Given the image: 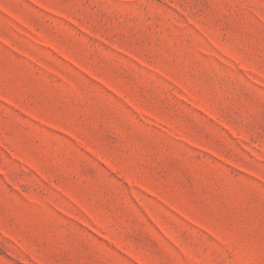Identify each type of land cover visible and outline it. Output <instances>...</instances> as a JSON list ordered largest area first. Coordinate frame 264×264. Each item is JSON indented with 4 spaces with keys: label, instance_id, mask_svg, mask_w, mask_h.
I'll use <instances>...</instances> for the list:
<instances>
[{
    "label": "rangeland",
    "instance_id": "obj_1",
    "mask_svg": "<svg viewBox=\"0 0 264 264\" xmlns=\"http://www.w3.org/2000/svg\"><path fill=\"white\" fill-rule=\"evenodd\" d=\"M0 264H264V0H0Z\"/></svg>",
    "mask_w": 264,
    "mask_h": 264
}]
</instances>
